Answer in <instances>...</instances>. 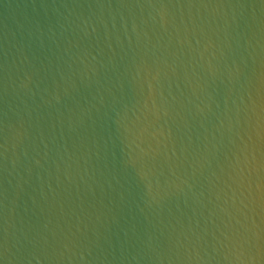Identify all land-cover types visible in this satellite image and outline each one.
<instances>
[{"label": "water", "instance_id": "1", "mask_svg": "<svg viewBox=\"0 0 264 264\" xmlns=\"http://www.w3.org/2000/svg\"><path fill=\"white\" fill-rule=\"evenodd\" d=\"M0 264H264V0H0Z\"/></svg>", "mask_w": 264, "mask_h": 264}]
</instances>
